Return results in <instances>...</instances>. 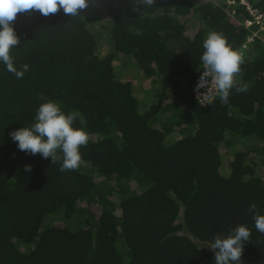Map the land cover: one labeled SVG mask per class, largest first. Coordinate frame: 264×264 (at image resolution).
<instances>
[{
  "label": "trees",
  "instance_id": "obj_1",
  "mask_svg": "<svg viewBox=\"0 0 264 264\" xmlns=\"http://www.w3.org/2000/svg\"><path fill=\"white\" fill-rule=\"evenodd\" d=\"M90 1L107 16L102 55L83 9L11 22L20 43L10 56L29 67L17 79L0 62V264H215L214 236L241 224L251 235L240 264H264L254 221L264 215V33L243 53L227 103L218 94L200 106L191 89L203 41L218 32L239 50L248 33L223 5ZM249 1L264 11V0ZM120 64L149 80L147 108ZM47 101L80 113L73 127L89 138L74 170H60L62 152L52 164L9 135Z\"/></svg>",
  "mask_w": 264,
  "mask_h": 264
},
{
  "label": "clouds",
  "instance_id": "obj_2",
  "mask_svg": "<svg viewBox=\"0 0 264 264\" xmlns=\"http://www.w3.org/2000/svg\"><path fill=\"white\" fill-rule=\"evenodd\" d=\"M141 5L153 6L154 0H139V3L133 6V11H140ZM87 6L88 0H0V62H3L17 79L23 78L28 70L27 64L22 65V70H17L10 56L11 48L20 43L11 24L18 13L38 10L42 15L48 16L62 8L65 14L75 16ZM203 48L201 61L205 70L201 73L194 91L199 97V89L208 88L210 77L221 101L227 103L235 77L241 72L243 53L233 49L226 37L218 32L208 34L203 41ZM236 91L246 92L247 87H238ZM79 116L77 111L65 114L59 104L47 101L39 106L33 125L19 128L9 135L17 142L20 151L33 155L39 153L42 158H51L52 164L59 159L57 152H62L60 170H74L81 162L79 148L86 146L89 138L82 128L73 127ZM24 170L30 172L31 166L25 165ZM250 209L255 210L256 205H250ZM254 221L256 230L264 233V215H254ZM250 235V229L243 224L232 229L227 236L215 235L210 247L214 252L215 264H240L244 242Z\"/></svg>",
  "mask_w": 264,
  "mask_h": 264
},
{
  "label": "built area",
  "instance_id": "obj_3",
  "mask_svg": "<svg viewBox=\"0 0 264 264\" xmlns=\"http://www.w3.org/2000/svg\"><path fill=\"white\" fill-rule=\"evenodd\" d=\"M216 5H223L224 10L229 18L233 19L237 24L247 31L245 40L240 45L238 51L244 53L254 43L256 39L261 38V33H264V11L255 8L249 0H208ZM244 55V54H243ZM205 69H203L204 71ZM202 71V72H203ZM209 85L207 89L200 88L199 97L194 88L197 82L192 86L191 92L194 100L200 106H206L211 103L218 95L209 77Z\"/></svg>",
  "mask_w": 264,
  "mask_h": 264
},
{
  "label": "rangeland",
  "instance_id": "obj_4",
  "mask_svg": "<svg viewBox=\"0 0 264 264\" xmlns=\"http://www.w3.org/2000/svg\"><path fill=\"white\" fill-rule=\"evenodd\" d=\"M81 11V10H80ZM84 14L87 15L88 17V25L93 31L96 33L97 37V45H98V51L100 50L101 55L106 53L109 45L108 42L106 41L107 38V23L105 21V18L107 16L105 14H98L97 11L95 10L94 4L88 0V6L83 9ZM92 15L96 16V20L92 19ZM118 72L121 75H124V79L131 80L134 87H135V92L137 93L139 99L141 100V106L140 109H145L149 105L148 102V91H146V94L144 93V90L149 87L148 83L149 80L146 79H141L140 77H137L135 75H132V72L126 65L118 66ZM235 143V142H234ZM243 147V145H241ZM224 152V164L222 167V171L224 174L228 173V162L230 161V152L228 153V150H225ZM260 173L264 176V164L261 165L260 167Z\"/></svg>",
  "mask_w": 264,
  "mask_h": 264
}]
</instances>
